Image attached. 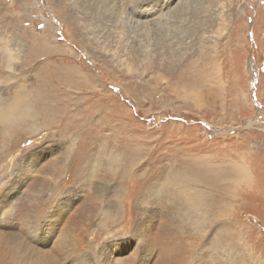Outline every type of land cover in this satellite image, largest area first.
<instances>
[{"label": "rangeland", "instance_id": "obj_1", "mask_svg": "<svg viewBox=\"0 0 264 264\" xmlns=\"http://www.w3.org/2000/svg\"><path fill=\"white\" fill-rule=\"evenodd\" d=\"M24 90L90 117L93 160L72 182L70 141L20 126L0 264H264V0H0V108Z\"/></svg>", "mask_w": 264, "mask_h": 264}, {"label": "bare ground", "instance_id": "obj_2", "mask_svg": "<svg viewBox=\"0 0 264 264\" xmlns=\"http://www.w3.org/2000/svg\"><path fill=\"white\" fill-rule=\"evenodd\" d=\"M5 62L7 63V65H12L14 63L10 52L8 56L5 58L4 63ZM191 62L193 61L191 60ZM183 68H185L186 70V67H183ZM187 69L188 70H186V76L188 77V76H191V71L189 68ZM197 72H200L198 76H199V79H201L202 69L201 70L198 69L195 73ZM23 93H22L23 96L20 99L16 98L17 96H15L8 104L6 103L7 105L0 108V124L3 125V128L1 130L3 135L0 134V147H1L0 160L4 161L5 159H7L9 153L12 152V149L10 150L8 149L11 145L15 146L16 141H14V139H12L11 137L20 131L21 125H27L28 127H30V125H38L39 123H36V121L43 120L45 121V125H51V126L53 125L54 127H56L58 129L57 132L60 133V136L62 135L67 141H70V144H71V148H70L71 158L67 159L66 162H63V164H66V169H63V167L61 168V165L55 158L51 159L48 162L47 168L52 170L53 172H56V173L58 172L62 174H65L66 172L71 171L70 173H67L64 177L68 175L70 177L69 179L72 182L77 181L79 178L81 179L82 176H85V179H88L89 177L87 176V173L84 170L90 168L87 162L90 160H93V157H92L93 153L90 147L92 143H88V144H84V143L91 141V137H92L90 121H89L90 117L88 115H84V114L82 115L79 111L75 109L51 108L48 105L46 106L41 105L38 108L34 109V106H30L31 103H30L29 91L24 90ZM78 143L83 144L81 145L80 149L83 151V153L87 157L81 156V152L78 151ZM31 163H34V162L32 161ZM73 166H74V169L72 168ZM1 167L4 169L5 165H2ZM212 168L214 167L207 166V165L198 167L196 169V175L194 176V180L208 179V181H216L217 176L215 174L210 175V170ZM31 171L32 170L30 169V162H29L26 164L25 168L23 169V172H24L23 175L25 177H29ZM191 180L192 178L190 176L186 174H181L180 176L176 177L175 182L179 183L182 181L186 185H190L188 182H190ZM64 184L65 182H62L61 186H63ZM229 192L230 191L228 188H224L225 195H228ZM2 193L3 192L1 191L0 195H2ZM96 193H98V191H96ZM4 202L8 203V199L5 198ZM190 204L192 208L198 207L199 199L196 198L195 202L190 203ZM12 210H13L12 215L14 216H16L17 214L20 215L21 213L20 210H15V208H13ZM42 212H43L42 209L38 211L39 214H41ZM1 214H5V212H1ZM198 226L199 225H197L196 228ZM141 236H142V239L145 240L144 242H146L147 245L156 246V244L149 239V237H152V238L156 237L157 236L156 232H152L149 229H146L145 231L142 232ZM171 250L175 251V249L171 247H167V248L160 247L157 250V256L158 257L163 256L164 257L163 259H167L169 257L165 256V254ZM176 254L177 256L181 255L180 253H176ZM217 259L211 260L210 258H205L204 263L205 264H222L223 263V262L221 263Z\"/></svg>", "mask_w": 264, "mask_h": 264}]
</instances>
